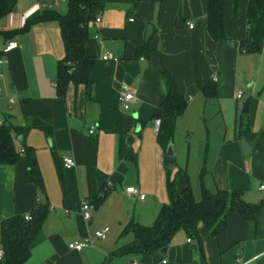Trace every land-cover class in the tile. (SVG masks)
<instances>
[{"label":"crops","instance_id":"obj_1","mask_svg":"<svg viewBox=\"0 0 264 264\" xmlns=\"http://www.w3.org/2000/svg\"><path fill=\"white\" fill-rule=\"evenodd\" d=\"M134 1L108 0L100 21L88 28L84 52L94 62L89 94L84 85L72 83L63 96L56 94L57 61L64 49L55 21L34 23L21 32L53 0H17L0 17V124L23 126L27 117L47 112L52 129L50 137L37 128L24 137L13 135L18 152L25 146L35 149L44 190L25 180L24 158L0 165V222L28 214L38 202L49 205L22 264H264V196L260 199L259 190L264 182V44L257 54L240 50V42L248 37L247 0H224L221 41H213L207 33V0H138L135 5ZM58 2L47 8H57L64 0ZM148 25L152 26L149 54L138 56ZM9 41L17 47L3 53ZM165 73L188 99L186 110L175 121L171 145L179 135L191 139L198 124L203 129L195 158L199 173L203 166L206 172L202 177L198 174L197 188L188 180L194 198L200 199L203 185L212 192L237 189L244 200H263L262 205L256 222L228 211L226 228L216 237L200 225L201 246L178 230L162 253H113L133 240L132 233L122 235L131 220L151 225L168 202L164 152L156 141L152 118L167 93ZM210 80L215 87L212 98L201 91ZM121 90L137 98L127 110L120 106ZM239 91L242 96L237 99ZM244 103L246 114L241 113ZM241 115H247L250 131L258 133L252 144L239 135ZM241 139L248 146L247 156L242 155ZM187 146L185 166H175L174 158L170 171L177 192L186 185L182 171L187 173L188 142ZM52 152L59 161L71 157L75 165L68 169L56 165ZM58 167L64 185L74 194L69 208L63 206ZM127 187L136 188L144 198L128 195ZM103 191L105 198L84 221L81 201ZM103 227L109 233L103 240L95 239V232ZM87 239L93 246L68 248L72 241Z\"/></svg>","mask_w":264,"mask_h":264},{"label":"trees","instance_id":"obj_2","mask_svg":"<svg viewBox=\"0 0 264 264\" xmlns=\"http://www.w3.org/2000/svg\"><path fill=\"white\" fill-rule=\"evenodd\" d=\"M17 0H0V17L5 16L14 7ZM108 0H67V9L60 13L55 9H43L38 17L26 22L21 32H26L34 23L55 21L58 24L63 43V56L57 61L55 89L58 96H63L69 84H82L89 94V72L93 59L84 52L89 40L88 26L99 15ZM138 0L134 1L135 2ZM156 1V0H151ZM158 1V0H157ZM224 0H207L206 30L213 41L225 38L223 23ZM246 18L248 37L240 42V50L247 54H257L264 44V0H247ZM148 41L137 49L138 56L148 57ZM168 89L165 97L153 112L152 118L159 120L156 141L165 153L171 145L176 119L186 110L188 99L177 89L172 77L165 73ZM201 91L208 98L215 96L213 82L206 81ZM33 128L40 129L46 137L52 134L50 117L47 112L37 113L27 117L23 126L0 124V165L14 164L22 157L26 163L25 180L32 183L38 190H44L42 178L37 165L35 149L25 146L18 152L13 145V135L24 137ZM239 135L252 144L258 133L250 131L247 115H241L238 123ZM56 165L62 167L55 152H52ZM207 147H205V156ZM127 156H131L130 153ZM205 159V157H204ZM58 167V179L63 197V206L71 207L74 201L73 192L63 182ZM166 169V193L168 202L163 203L151 225L145 226L136 220H131L122 231L132 233L133 240L116 248L113 253H141L147 255L153 251L166 248L171 238L178 230H183L201 246L198 228L201 225L213 237L218 236L226 228L228 211L238 213L243 219L256 222V214L262 201L251 203L242 198V192L217 189L212 192L203 185L200 188V199L194 198L188 183V175L182 171L186 180L185 187L177 192L174 178L170 179V168ZM206 172L203 166L200 177ZM106 191L97 194L88 202L96 208L106 196ZM49 205L38 202L28 214H16L0 222V249L3 253L0 264H22L29 257V245L33 237L42 227Z\"/></svg>","mask_w":264,"mask_h":264},{"label":"built area","instance_id":"obj_3","mask_svg":"<svg viewBox=\"0 0 264 264\" xmlns=\"http://www.w3.org/2000/svg\"><path fill=\"white\" fill-rule=\"evenodd\" d=\"M59 2L58 0H53V2L51 3V5H57ZM51 5H46V8L48 6H51ZM131 20V19H130ZM100 21V18H99V15H97L95 17V20L94 22H99ZM188 25L189 28L192 27V23L190 21H188L186 23ZM17 47V44L13 41H9L7 42L3 49H2V52L3 53H7L9 52L10 50L12 49H15ZM104 59L107 58V55H105L103 57ZM2 64V61L0 60V65ZM0 78H1V75H0ZM213 81L216 80L215 77L212 78ZM242 96V93L239 91L236 93V98L239 99L241 98ZM118 99H119V102H120V106L123 110H127L129 109L130 105L132 103H134L136 101V95L131 92V91H126V90H121L119 92V96H118ZM8 103L11 104L13 103V99L12 98H8ZM159 128V120H154V129L158 130ZM89 133H92V129L89 130ZM62 165L65 169H68V168H71L75 165V162L74 160L71 158V157H63L62 158ZM259 190L261 192H264V182H262L260 185H259ZM125 192L128 194V195H134V196H138L139 199H143L144 198V195L140 194L136 188L134 187H127L125 188ZM93 205L91 203H89L88 201H81L80 203V212H81V216L82 218L84 219V221H89L90 220V210L93 209ZM25 219H30V215L29 214H26L25 216ZM109 231V228L108 227H103L101 228L100 230L96 231L95 234H94V237L95 239H99V240H103L107 233ZM190 241V240H188ZM89 246H93V241L91 239H87V240H84V241H79V240H75V241H72L68 244V248L71 249V250H81L85 247H89ZM2 256H3V253L0 249V260L2 259ZM239 261V260H238ZM132 264H136L135 262H133ZM238 264H243V263H238Z\"/></svg>","mask_w":264,"mask_h":264},{"label":"rangeland","instance_id":"obj_4","mask_svg":"<svg viewBox=\"0 0 264 264\" xmlns=\"http://www.w3.org/2000/svg\"><path fill=\"white\" fill-rule=\"evenodd\" d=\"M56 11L60 13H64L67 9V0H64V2L57 8H54ZM94 22H91L89 26H93ZM88 26V28H89ZM203 138V129L198 124L194 130L193 136L190 139L187 138L185 135L184 137L181 135L177 136L172 144V150H173V158H175V166H180L184 167L186 164V158H187V142L190 144V153L188 156V167H187V175L189 177V183L192 187H198L197 185L199 180H198V174H199V168L197 165V160L195 157L196 156V150H197V142L199 139ZM174 167L170 168L173 169ZM263 194L260 195V199L264 196ZM109 233V232H108ZM107 233V234H108Z\"/></svg>","mask_w":264,"mask_h":264},{"label":"water","instance_id":"obj_5","mask_svg":"<svg viewBox=\"0 0 264 264\" xmlns=\"http://www.w3.org/2000/svg\"><path fill=\"white\" fill-rule=\"evenodd\" d=\"M152 34V26L148 25L146 27V31H145V36H144V41H147L148 38L151 36ZM242 114H246L247 113V103H244L242 106ZM240 145H241V152L242 155L247 156L249 153V149L248 146L246 145L245 141L243 139H241L240 141ZM173 150H172V145H169L163 155V165L167 168H171L174 166V158H173ZM165 248H162L160 250V252H164Z\"/></svg>","mask_w":264,"mask_h":264}]
</instances>
